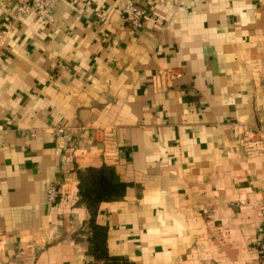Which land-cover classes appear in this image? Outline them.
Instances as JSON below:
<instances>
[{"label": "crops", "instance_id": "1", "mask_svg": "<svg viewBox=\"0 0 264 264\" xmlns=\"http://www.w3.org/2000/svg\"><path fill=\"white\" fill-rule=\"evenodd\" d=\"M103 165L128 185L110 256L264 264V0H0V264H93L79 173Z\"/></svg>", "mask_w": 264, "mask_h": 264}, {"label": "trees", "instance_id": "2", "mask_svg": "<svg viewBox=\"0 0 264 264\" xmlns=\"http://www.w3.org/2000/svg\"><path fill=\"white\" fill-rule=\"evenodd\" d=\"M79 190L91 218L86 228L90 235L89 254L93 264H134L122 256H110L107 248V228L97 224L99 206L103 202H113L125 196L128 185L120 180L114 168L103 165L89 168L79 173Z\"/></svg>", "mask_w": 264, "mask_h": 264}, {"label": "built area", "instance_id": "3", "mask_svg": "<svg viewBox=\"0 0 264 264\" xmlns=\"http://www.w3.org/2000/svg\"><path fill=\"white\" fill-rule=\"evenodd\" d=\"M11 3L15 9L16 19L28 15H35L40 20H47L60 0H3ZM146 11L140 9L135 3L129 1L122 9V16L125 23L135 32L142 30L145 20ZM73 131L72 128L63 126L54 130L57 136H64ZM46 199L48 203H55L58 200V190L54 185L45 186ZM260 254L264 259V239L260 244Z\"/></svg>", "mask_w": 264, "mask_h": 264}]
</instances>
